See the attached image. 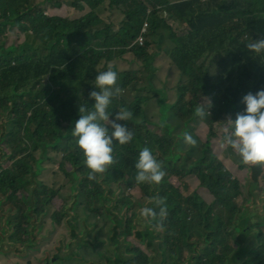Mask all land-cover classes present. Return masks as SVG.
I'll use <instances>...</instances> for the list:
<instances>
[{"label":"trees","instance_id":"1","mask_svg":"<svg viewBox=\"0 0 264 264\" xmlns=\"http://www.w3.org/2000/svg\"><path fill=\"white\" fill-rule=\"evenodd\" d=\"M44 3L54 6L56 11L69 3L81 15L76 18L49 15L39 0L0 1L1 36L5 38L7 29L13 27L38 38V44L15 46L6 43V39L0 42V120L6 121V126L0 125V171L8 164H37L41 169L49 162L45 152L50 158L51 151L58 156L79 152L69 129L80 118L81 104L92 109L95 100L89 94L99 91L94 80L98 72L109 66L117 72V86L122 90L107 109L110 120L121 108L133 113L131 120L117 121L133 133L130 144L118 149L120 166L135 165L145 146L160 152L165 163L176 171L186 170L180 167L182 163L197 170L212 161L208 144L199 146L197 157L190 153L182 157L168 135L175 132L170 123L168 133L162 135L155 134L150 126L153 122L142 107L158 96L153 90L156 89L153 65L161 53H165L172 66L178 67L183 79L171 92L164 91L166 101L174 95L173 102L162 101L160 106L168 105L172 108L169 116L183 122L192 115L190 122L201 119L198 116L193 120L199 101H208L207 111L212 110L217 118H236L246 108L242 98L249 92L264 90V54L257 55L246 48L247 43L264 37V0H185L173 4L166 0H44ZM146 21L145 44L139 46L136 42ZM127 56L139 68L123 69ZM119 146L115 142L113 148ZM40 152L38 158L36 154ZM59 164H63L62 159ZM263 173L261 167L255 177L264 179ZM201 178L211 184L224 181L223 177L204 171ZM242 239L238 236L237 241ZM243 253L242 245L231 252L236 259ZM228 262L240 264L236 260L215 264Z\"/></svg>","mask_w":264,"mask_h":264},{"label":"flooded vegetation","instance_id":"2","mask_svg":"<svg viewBox=\"0 0 264 264\" xmlns=\"http://www.w3.org/2000/svg\"><path fill=\"white\" fill-rule=\"evenodd\" d=\"M153 90L158 93L159 106L166 102L164 91ZM198 103L209 105L208 101ZM207 112L195 122H190L193 115L184 122L176 118L177 123H171L173 134L167 127L161 128L162 133L155 132L162 135L166 131L182 157L186 153L197 157L201 144H208L212 154L209 165L192 170L182 163L180 167L186 170L176 171L160 152L151 150L165 173L159 184L137 183L134 165H118V149L130 143L113 148L114 163L94 180L88 178L81 150L64 152L61 165L45 152L54 171L51 174L59 176V182L43 179L46 164L41 169L37 164L5 165L0 171V264H215L222 260L264 264L262 214L251 210L259 202L264 205L263 177H255L261 167L243 165L226 146L225 151L234 152L239 167L250 174L243 193L213 144L218 136L216 124L227 125L229 118H236H217L212 110ZM207 126L209 140L202 142V130ZM185 134L195 139L194 147L185 142ZM203 171L223 177V183L204 182ZM153 197L165 202L162 206L168 215L163 221L159 215L145 220L140 214L145 207L159 213ZM261 212L264 215L263 208ZM238 236L243 239L237 241ZM238 245L244 253L236 259L231 252ZM38 252L36 263L34 254Z\"/></svg>","mask_w":264,"mask_h":264},{"label":"clouds","instance_id":"3","mask_svg":"<svg viewBox=\"0 0 264 264\" xmlns=\"http://www.w3.org/2000/svg\"><path fill=\"white\" fill-rule=\"evenodd\" d=\"M246 48L257 55L264 54V37L247 43ZM117 80L118 74L111 66L106 71L98 72L94 86L99 91L94 90L89 94L95 103L91 110L82 104L79 106L80 118L71 131L72 136L76 138V146L83 153L82 162L89 170L90 180L105 174L114 163L112 153L115 142L125 145L133 138L132 131L126 125L117 122L131 120L133 113L121 108L114 119L110 120L107 111L112 99L119 96L122 91L117 86ZM242 103L246 105L244 114L238 113L234 121L229 118L226 122L230 127L224 143L234 150L243 165L264 167V90H259L256 94L249 92L242 98ZM198 105L195 115L204 117L207 109L203 104ZM184 140L193 147L196 145L191 135L185 134ZM134 167V178L137 183L159 184L165 175L161 163L147 146L139 152ZM152 202L159 207V213L157 214L151 207H145L141 209V216L145 220L155 219L157 215L161 221L166 219L168 213L167 208L162 206L164 200L153 197ZM159 226L163 227V224Z\"/></svg>","mask_w":264,"mask_h":264},{"label":"rangeland","instance_id":"4","mask_svg":"<svg viewBox=\"0 0 264 264\" xmlns=\"http://www.w3.org/2000/svg\"><path fill=\"white\" fill-rule=\"evenodd\" d=\"M170 2L173 3H178L177 1L180 0H169ZM39 2L43 5V8L47 11V13L49 15H53V14H61L70 18H76L79 17L81 15V13L75 9H72L69 5V3H66V6H64L60 11H56L54 9V6L50 5V4H45L44 0H39ZM182 2V1H180ZM178 28V27H177ZM3 39H6L5 42L9 43V44H14L15 46H19V45H24L27 42H31L32 44H38V38L35 36H28L25 35L24 33L18 32L15 28L11 27L7 29V32L5 34V38L3 36L0 35V42H2ZM157 40V39H155ZM171 46H174V44H172V42L170 43ZM156 49V48H155ZM127 60L126 63L123 64L122 62V68L123 69H130L132 67L135 68H139V65H135L131 62L132 58L130 56H127ZM155 63H154V67L156 68V72H154V78L153 81L156 85V89L158 90H162V91H169L171 92L173 90V88L183 79V76L181 74V71L178 69V67L176 66H172L170 60L166 57L165 53H161L159 56L156 57L155 59ZM152 66V68H153ZM147 83L148 80H147ZM52 88H55L56 86H50ZM144 95H146V93H143ZM151 91L147 92V95L150 96ZM135 96V95H134ZM134 96L130 97V99H132ZM166 99V97H165ZM174 100V95L171 94V97H167V103L171 104ZM159 98L158 96H154L153 100H150L148 103L144 104V108L145 111L147 113V116L150 118V120L153 122L151 126V128L153 130H155V132L157 133H162L163 130H161V128L167 127V125H165L166 123H172L175 124L177 123V119L172 116H169V121L167 119L166 122H163V113H162V107L163 106H167V105H163L162 107L159 106L158 104ZM172 110V108L169 109V112ZM1 113V111H0ZM1 118V117H0ZM154 123H157L160 125V127H155ZM0 125L1 126H6V121L0 120ZM228 131L227 125H223V124H216V132L218 134V136L213 140V144H214V150L216 151L217 156L220 158V160L222 161L223 165L225 166V168L232 174L233 178H236L239 182V186L241 191L244 193L246 191V186L248 184L249 181V173L247 172V170L242 169L239 167V160L235 159L234 156H237L234 152H232L231 150H226V144L224 143V138L225 135ZM209 128L208 126L206 128H203L202 130V135H201V140L202 142H206L207 140H209ZM186 144V143H184ZM187 145V144H186ZM186 145L184 147H186ZM3 148V147H1ZM4 150V148H3ZM53 153H51V156L56 158V164L59 165V161L62 159V155L58 156V154H55V151H51ZM36 155H39V153H37ZM46 168L47 170L43 173L42 177H44L43 179H45L46 181H53V182H59L61 181V178L58 176H55L54 174H51L53 171V168L50 166V162L46 163ZM50 174V175H49ZM49 175V176H47ZM264 176V173L262 174ZM262 185H264V179L261 180ZM264 188V186H263ZM137 196V195H135ZM54 206L56 208H58L60 206V202L58 200H56L54 202ZM262 208L264 209V205L259 202L255 205L251 206V210L256 213L258 215L262 214V218L264 219V215L262 211ZM264 230V228H263ZM241 238V236H240ZM40 252L35 253L34 257L36 258L34 261L36 263L37 262V258H39ZM186 255H188L186 253ZM233 261V260H231ZM227 264H235L234 262H228ZM237 264V263H236Z\"/></svg>","mask_w":264,"mask_h":264},{"label":"built area","instance_id":"5","mask_svg":"<svg viewBox=\"0 0 264 264\" xmlns=\"http://www.w3.org/2000/svg\"><path fill=\"white\" fill-rule=\"evenodd\" d=\"M148 33V22L146 21L143 25L142 33L137 39L136 44L139 46H143L145 44L146 35ZM245 111H242L240 114H244Z\"/></svg>","mask_w":264,"mask_h":264},{"label":"water","instance_id":"6","mask_svg":"<svg viewBox=\"0 0 264 264\" xmlns=\"http://www.w3.org/2000/svg\"><path fill=\"white\" fill-rule=\"evenodd\" d=\"M23 50H25V48H23ZM163 106V105H162ZM169 106L167 105V106H163L162 107V113H163V122H166L167 121V119H168V121H169ZM198 118V116H194V118H193V120H196ZM169 123H166L165 125H168ZM57 144H55V146H56Z\"/></svg>","mask_w":264,"mask_h":264},{"label":"crops","instance_id":"7","mask_svg":"<svg viewBox=\"0 0 264 264\" xmlns=\"http://www.w3.org/2000/svg\"><path fill=\"white\" fill-rule=\"evenodd\" d=\"M168 3L172 4V2H170L169 0H166ZM180 1H185V0H180ZM180 1H177V2H180Z\"/></svg>","mask_w":264,"mask_h":264}]
</instances>
